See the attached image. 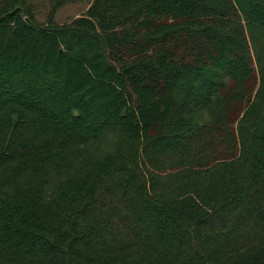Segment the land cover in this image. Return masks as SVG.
I'll use <instances>...</instances> for the list:
<instances>
[{
  "label": "trees",
  "instance_id": "1",
  "mask_svg": "<svg viewBox=\"0 0 264 264\" xmlns=\"http://www.w3.org/2000/svg\"><path fill=\"white\" fill-rule=\"evenodd\" d=\"M37 1L0 0V264H264V0Z\"/></svg>",
  "mask_w": 264,
  "mask_h": 264
},
{
  "label": "rangeland",
  "instance_id": "2",
  "mask_svg": "<svg viewBox=\"0 0 264 264\" xmlns=\"http://www.w3.org/2000/svg\"><path fill=\"white\" fill-rule=\"evenodd\" d=\"M88 7V3L85 1H73L62 5L54 14V21L57 23L67 22L70 19L83 14ZM35 17L37 22L43 23L46 20L49 10L46 0H38L34 6ZM252 59L254 66L257 65L255 56L252 51Z\"/></svg>",
  "mask_w": 264,
  "mask_h": 264
}]
</instances>
